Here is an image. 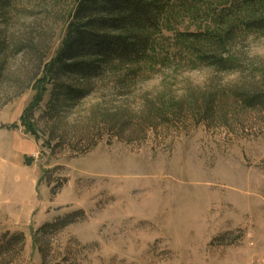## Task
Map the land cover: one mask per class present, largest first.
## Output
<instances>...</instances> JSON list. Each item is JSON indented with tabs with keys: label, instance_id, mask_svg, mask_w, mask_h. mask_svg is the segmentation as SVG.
Wrapping results in <instances>:
<instances>
[{
	"label": "rangeland",
	"instance_id": "obj_1",
	"mask_svg": "<svg viewBox=\"0 0 264 264\" xmlns=\"http://www.w3.org/2000/svg\"><path fill=\"white\" fill-rule=\"evenodd\" d=\"M233 1L171 0L147 59L56 79L79 0H0V244L25 235L8 264L41 246L49 264H264V111L236 99L263 83L264 30L245 10L219 25ZM231 27L230 70L187 36Z\"/></svg>",
	"mask_w": 264,
	"mask_h": 264
},
{
	"label": "trees",
	"instance_id": "obj_2",
	"mask_svg": "<svg viewBox=\"0 0 264 264\" xmlns=\"http://www.w3.org/2000/svg\"><path fill=\"white\" fill-rule=\"evenodd\" d=\"M233 5L222 9L218 15L219 25L227 18L245 10L243 26L249 30H264V0H234ZM171 7V0H79L73 18L68 26L65 42L53 61L52 78L60 79L66 75H75L81 79H94L102 75L105 69L115 61L131 63L147 59L153 48V38L149 30L159 26L160 21ZM235 30L231 27L218 32L188 33L195 40L212 42L216 54L203 56L208 63L224 70L233 69L236 60L231 58L228 45L232 42ZM228 56V57H227ZM60 90L70 100L85 97L89 90L60 84ZM260 87V89H259ZM257 84L241 92H236V99L246 111H264V79L261 86ZM214 99L205 105L208 111ZM213 103V104H212ZM39 104H32L22 117L27 130L37 135L33 113ZM67 221L44 225L46 229H58ZM10 235V234H9ZM37 243V236L34 238ZM24 233H14L0 244V264H8L7 257L13 247L19 252L24 249ZM47 262L45 247H40ZM59 264V263H57Z\"/></svg>",
	"mask_w": 264,
	"mask_h": 264
}]
</instances>
